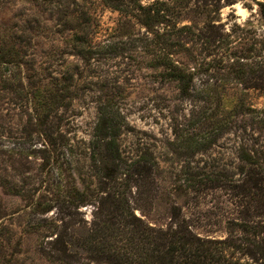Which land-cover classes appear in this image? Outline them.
<instances>
[{
    "label": "rangeland",
    "instance_id": "obj_1",
    "mask_svg": "<svg viewBox=\"0 0 264 264\" xmlns=\"http://www.w3.org/2000/svg\"><path fill=\"white\" fill-rule=\"evenodd\" d=\"M261 3L0 0V264H140L178 230L264 264Z\"/></svg>",
    "mask_w": 264,
    "mask_h": 264
},
{
    "label": "trees",
    "instance_id": "obj_2",
    "mask_svg": "<svg viewBox=\"0 0 264 264\" xmlns=\"http://www.w3.org/2000/svg\"><path fill=\"white\" fill-rule=\"evenodd\" d=\"M107 1V0H105ZM117 1V0H115ZM113 8L124 12L125 9L121 8L117 4H111ZM260 12L264 17V4H260ZM83 53V50L78 52ZM0 62H5L3 60V55L0 54ZM101 120L95 125L93 137L97 140H104L110 149H113L114 136L116 135L117 126L114 122L115 116L105 115L101 113ZM104 129L105 131H102ZM109 137V138H108ZM250 161H252L249 158ZM256 163V162H253ZM255 181V178L253 179ZM258 187L249 186L246 190L249 193L250 198L254 195V190ZM252 199V198H251ZM257 202V199L254 200ZM255 208L254 206H251ZM244 231V230H243ZM146 243L145 239L134 237L133 241V254L137 255L140 264H220L224 257L221 249H211L209 245L213 243L212 241L200 240L195 236H191L187 233H183L180 230L169 234L168 242L165 246L164 251L161 252V248L157 245L153 247H144ZM147 243H149L147 241ZM258 246L261 256L264 257V249ZM159 247V248H155ZM206 261V263H205ZM220 261V262H218ZM216 262V263H215ZM230 264H237L235 261H230Z\"/></svg>",
    "mask_w": 264,
    "mask_h": 264
},
{
    "label": "clouds",
    "instance_id": "obj_3",
    "mask_svg": "<svg viewBox=\"0 0 264 264\" xmlns=\"http://www.w3.org/2000/svg\"><path fill=\"white\" fill-rule=\"evenodd\" d=\"M238 7V6H237Z\"/></svg>",
    "mask_w": 264,
    "mask_h": 264
}]
</instances>
